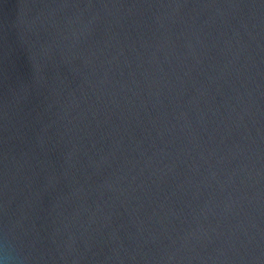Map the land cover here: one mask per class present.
<instances>
[{
    "label": "water",
    "instance_id": "1",
    "mask_svg": "<svg viewBox=\"0 0 264 264\" xmlns=\"http://www.w3.org/2000/svg\"><path fill=\"white\" fill-rule=\"evenodd\" d=\"M3 264H264V0H0Z\"/></svg>",
    "mask_w": 264,
    "mask_h": 264
},
{
    "label": "clouds",
    "instance_id": "2",
    "mask_svg": "<svg viewBox=\"0 0 264 264\" xmlns=\"http://www.w3.org/2000/svg\"><path fill=\"white\" fill-rule=\"evenodd\" d=\"M0 264H3V261H0Z\"/></svg>",
    "mask_w": 264,
    "mask_h": 264
}]
</instances>
